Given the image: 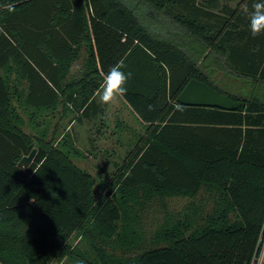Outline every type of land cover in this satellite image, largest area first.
I'll return each mask as SVG.
<instances>
[{
  "label": "trees",
  "instance_id": "obj_1",
  "mask_svg": "<svg viewBox=\"0 0 264 264\" xmlns=\"http://www.w3.org/2000/svg\"><path fill=\"white\" fill-rule=\"evenodd\" d=\"M258 2L0 0V264H257L264 245V31L252 35L250 20ZM182 46L198 55L209 50L233 82H216ZM82 52L78 75L68 78ZM118 62L132 73L121 97L145 132L96 197L93 176L72 162L80 154L74 139L56 146L47 129L26 133L15 101L24 79L27 102L61 96L75 119L92 120L102 113L95 93ZM192 78L243 104L177 103ZM33 148L31 164L18 167ZM167 197L188 202L176 213L164 208L154 232L160 246L108 251L136 248L142 213ZM75 233L85 249L72 245Z\"/></svg>",
  "mask_w": 264,
  "mask_h": 264
},
{
  "label": "rangeland",
  "instance_id": "obj_2",
  "mask_svg": "<svg viewBox=\"0 0 264 264\" xmlns=\"http://www.w3.org/2000/svg\"><path fill=\"white\" fill-rule=\"evenodd\" d=\"M223 4L231 7L235 6L241 0H220ZM163 28V26H161ZM181 46V45H180ZM196 46V45H195ZM194 46V47H195ZM188 51L199 68L212 77L216 82L225 84L233 82L231 76L211 58L209 50L201 51L199 55L193 51V47L184 48ZM75 69V67H74ZM103 88L98 92L97 98L104 105L105 122L100 125V120L94 119L91 122H77L71 114L67 115H44V120L48 126V141L58 144L66 136L74 139V147L80 151L75 157L71 156L72 162L81 169L88 171L95 180L94 195L98 197L106 192L105 185L109 183L113 172L116 173L118 167L127 158L129 151L135 147L137 136L144 134V125L139 121L136 114L128 107L126 102L120 96H116L111 102L104 103L101 100ZM21 114V113H20ZM23 115V114H21ZM44 125V123H43ZM28 134L36 136L38 132L31 130L29 126L25 127ZM188 202L186 198L167 197L163 203H155L142 213L140 223L141 240L133 250H122L120 248L108 249L110 253L118 256L140 253L144 250L153 249L160 246L154 241V232L161 226L165 220L164 208L170 213H176L183 209ZM165 204V206H164ZM72 245L85 249L86 244L82 241L81 235L74 234L71 239ZM102 246V245H101ZM264 258V245L257 264H261ZM51 264H66L64 259L55 260Z\"/></svg>",
  "mask_w": 264,
  "mask_h": 264
},
{
  "label": "crops",
  "instance_id": "obj_3",
  "mask_svg": "<svg viewBox=\"0 0 264 264\" xmlns=\"http://www.w3.org/2000/svg\"><path fill=\"white\" fill-rule=\"evenodd\" d=\"M84 56L85 55L82 52L80 55V58L77 59L73 63L71 70L69 72L68 78L73 77V75H78V71L83 65ZM0 74H2V70H0ZM104 83L105 81L102 83L99 90L95 93L96 101L98 105L101 107L102 113L99 112L96 115V117H94L92 120L79 121L75 119V115L77 113L70 107L71 105L69 103L66 102L65 104L63 102L61 96H58L56 101L46 102V104L45 103L36 104V103L27 102L26 99H27V96L29 95V84L24 79H19L18 89L20 93V99L15 101V105L17 106L18 111L21 114H23L22 115L23 120H24L23 130L27 133V131L25 130V127L29 126L30 129L34 131H38L41 129H47L49 131L48 126L46 125V122L44 120V115H56V114H60L62 116L71 114L74 120H76L77 122H81V123L84 121L91 122L94 119H98L100 120V125L104 126V122H105V111L104 110L105 109H104V105L97 98V94L103 88ZM118 96L120 97L121 95H118ZM37 115H42V116H37Z\"/></svg>",
  "mask_w": 264,
  "mask_h": 264
},
{
  "label": "water",
  "instance_id": "obj_4",
  "mask_svg": "<svg viewBox=\"0 0 264 264\" xmlns=\"http://www.w3.org/2000/svg\"><path fill=\"white\" fill-rule=\"evenodd\" d=\"M177 103L189 106L217 107L225 110H235L243 104L242 101L234 100L195 78L190 79L184 86L177 97ZM35 154L36 149L33 148L28 155L21 158L18 167L27 168Z\"/></svg>",
  "mask_w": 264,
  "mask_h": 264
},
{
  "label": "clouds",
  "instance_id": "obj_5",
  "mask_svg": "<svg viewBox=\"0 0 264 264\" xmlns=\"http://www.w3.org/2000/svg\"><path fill=\"white\" fill-rule=\"evenodd\" d=\"M250 28L252 35L264 31V0H259L251 15ZM123 62L113 65L106 73L104 89L101 100L104 103L111 102L118 95L127 93V82L131 78V72H125ZM151 108V105L149 106Z\"/></svg>",
  "mask_w": 264,
  "mask_h": 264
}]
</instances>
